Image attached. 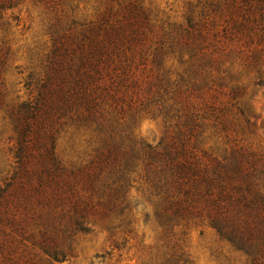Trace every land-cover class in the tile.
Wrapping results in <instances>:
<instances>
[{
    "label": "trees",
    "instance_id": "16d2710c",
    "mask_svg": "<svg viewBox=\"0 0 264 264\" xmlns=\"http://www.w3.org/2000/svg\"><path fill=\"white\" fill-rule=\"evenodd\" d=\"M116 1L119 7L109 4L97 21L58 32L37 96L10 107L17 136L14 170L0 187V264H41L29 248L57 263L67 260L75 236L90 232V217L125 214V190L138 167L155 188L156 216L168 230L206 223L245 256L246 264H264V155L237 145L222 158L203 161L189 143L198 125L195 112H185L179 137L162 147L133 135L125 123L133 105L119 102L125 100L138 54L145 57L150 15L139 0ZM19 3L0 0V17ZM208 5L198 20L188 18L177 27L173 38L183 72L196 85L214 81L206 72L214 46L210 14L219 15L222 25L214 38L219 33L220 41L254 46L253 56L264 57V0ZM187 106L173 115L181 116ZM238 109L242 121L235 125L244 135L254 133L250 112ZM67 125L92 133L89 157L79 164L66 165L55 151V135Z\"/></svg>",
    "mask_w": 264,
    "mask_h": 264
},
{
    "label": "rangeland",
    "instance_id": "374dc122",
    "mask_svg": "<svg viewBox=\"0 0 264 264\" xmlns=\"http://www.w3.org/2000/svg\"><path fill=\"white\" fill-rule=\"evenodd\" d=\"M139 1L150 15L141 50L145 57L140 60L138 54L130 87L125 95L118 93L125 98L119 105H133V114L125 115L133 135L162 147L179 137L185 112H195L198 125L189 143L203 161L222 158L237 145H250L264 155V57L257 60L253 56L254 46L224 38L220 41L219 33L214 38L212 33L222 25L219 15L210 14L215 25H211L209 41L214 46L208 50L212 62L206 72L214 81L191 83L183 72L181 52L172 47L173 38L188 18L202 17L211 0ZM109 4L119 7L116 0H20L0 17V187L15 164L17 132L10 107L37 96L55 35L70 25L78 30L97 21ZM185 105L181 116L173 115L177 107ZM238 106L250 112L254 133L244 135L235 125L242 121ZM91 135L87 129L64 126L55 135L58 157L66 165L85 161ZM125 191V214L107 220L90 217V232L75 236L67 260L57 263L37 248L29 251L41 264H165L172 257L178 264H246L245 256L206 223L191 222L168 230L156 216L155 188L141 167L132 172Z\"/></svg>",
    "mask_w": 264,
    "mask_h": 264
}]
</instances>
